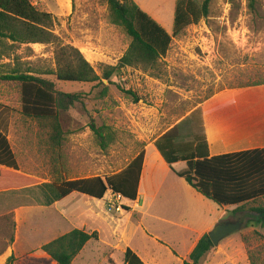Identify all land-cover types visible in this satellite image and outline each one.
<instances>
[{
    "label": "rangeland",
    "instance_id": "obj_1",
    "mask_svg": "<svg viewBox=\"0 0 264 264\" xmlns=\"http://www.w3.org/2000/svg\"><path fill=\"white\" fill-rule=\"evenodd\" d=\"M30 1L53 16L57 43L78 49L100 76L105 67L117 66L127 52L131 39L113 23L104 1ZM133 1L173 34L177 0ZM192 1L202 5L204 0ZM55 49L52 44H16L6 50L0 64L14 68L19 63L23 71L56 70ZM43 77L53 81L58 91L80 94L81 102L63 115L65 136L56 148L49 129L22 114L20 85L0 81V130L15 153L18 174L32 180L24 187L0 192V264H9L11 257L10 264H53L41 256V247L75 229L86 231L91 222L84 219V212L93 205L103 217L99 240L89 242L72 264H124L125 243H113L110 237L116 228L127 234L132 246L141 242L143 228L152 230L161 239L149 247L163 258L162 264H181L179 260L197 238L194 231H201L207 218L212 222L237 217L244 221L239 235L221 242L199 264H248L250 251L255 263L264 262V229L253 219L247 224L248 216L255 214L234 215L232 208L224 210L175 174V180L167 179V188L154 198L142 197L143 210L151 202L150 213L161 218H146L142 225L135 213L109 211L106 200L73 193L56 204L52 186L61 180L118 173L174 127L179 141L190 142L203 132L199 122L206 102L241 86L247 89L245 85L264 83V0L257 1L255 12L249 0H212L209 16L173 37L170 50L154 67L124 68L113 85L106 80L83 84ZM122 89L133 91L140 101L133 102ZM92 123L113 135L107 148L91 129ZM259 206H264V199L248 207ZM74 209L76 214L69 217Z\"/></svg>",
    "mask_w": 264,
    "mask_h": 264
},
{
    "label": "trees",
    "instance_id": "obj_2",
    "mask_svg": "<svg viewBox=\"0 0 264 264\" xmlns=\"http://www.w3.org/2000/svg\"><path fill=\"white\" fill-rule=\"evenodd\" d=\"M102 1L108 5L113 23L125 31L131 43L118 65L105 67L100 76L78 49L57 43L59 39L52 31L54 19L51 14L39 11L30 0H0V61L6 55V50H12L16 44L56 45V70L23 71L19 63L14 68L0 64V81L20 85L22 114L49 129L50 142L56 148L62 146L65 136L62 117L81 102V95L58 91L56 84L43 76H55L60 82L83 84H102L106 80L113 85L114 77L124 68L154 67L170 50L173 37L179 36L186 28L209 16L212 2L204 0L202 5H198L192 0H177L173 34L170 35L133 0ZM257 1L249 0V8L253 12L256 10ZM258 84L244 87H257ZM122 91L133 102L140 101L133 91ZM249 98L250 96L245 95L239 101L242 103ZM199 123L203 131L201 135L195 134L190 142H181L178 130L174 127L155 140L157 150L171 171L196 192L221 207L234 208V215L248 211L250 215L255 214L253 218L248 216L247 224L252 223L253 219L264 229V206L248 207L264 199V149L210 157L202 114ZM90 127L102 147L107 148L113 141V135L94 123ZM144 150L118 173L52 183L55 191L53 202L73 193L102 200L110 191L129 201H136L145 158ZM19 170L15 153L6 135L0 130V192L21 188L32 182L18 174ZM237 219L244 223L242 218ZM92 240H99L97 232L88 233L75 229L43 245L40 249L41 256L51 259L53 264H72ZM214 248L208 234L204 235L191 253L190 261L184 264H199ZM248 256L251 264H258L255 263L251 251ZM11 260L13 257L9 258V264ZM124 264L145 263L128 248L124 253Z\"/></svg>",
    "mask_w": 264,
    "mask_h": 264
},
{
    "label": "crops",
    "instance_id": "obj_3",
    "mask_svg": "<svg viewBox=\"0 0 264 264\" xmlns=\"http://www.w3.org/2000/svg\"><path fill=\"white\" fill-rule=\"evenodd\" d=\"M245 95L250 96V98L241 103L239 98ZM201 112L210 157L248 150L264 149V85L247 89L230 90L218 94L202 106ZM154 142L155 140L149 143L144 150L145 158L137 200L129 201L123 197L121 199V203L124 205V211L126 213L137 214L140 225L143 224L146 218H151L153 220L161 219L160 216L150 213L148 207H150L151 202L147 203V209L143 210L144 206H140L142 197H144V200L154 198L158 191L167 188V179L171 178L175 180L173 177L174 173L157 150ZM111 194V191L108 192L102 200L98 201L103 202L106 200L108 202ZM58 202L61 201L55 203L57 204ZM131 204H133L132 207ZM227 208L229 209L232 207H223L224 210H227ZM233 210L234 208H232V211ZM76 212L77 209L69 211L68 216H74ZM119 213L123 214V210ZM84 219H88V221L91 222L84 228L88 233H101V221L103 217L99 208L97 209L96 206L93 205L92 209L88 212H84ZM229 219L230 218L227 220ZM219 222L222 221L220 219H215L210 222L207 218L201 231L198 229L194 231L197 232V238L189 244L187 254L184 258L181 261L179 260L181 264L190 261V255L200 239L208 234ZM143 230L144 237L141 242H137L134 246H132V240H127V234L125 232L120 234L117 228L111 232V241L115 243L119 240L121 243H125L123 253L129 248L136 253L145 264H162V262H164L163 258L161 256L159 257L154 249L149 247L151 246L150 242L158 243L161 239L160 236L148 228H143ZM212 252L213 251L207 254L202 260L205 262L206 258L209 257ZM247 262L251 264L249 257H247Z\"/></svg>",
    "mask_w": 264,
    "mask_h": 264
},
{
    "label": "water",
    "instance_id": "obj_4",
    "mask_svg": "<svg viewBox=\"0 0 264 264\" xmlns=\"http://www.w3.org/2000/svg\"><path fill=\"white\" fill-rule=\"evenodd\" d=\"M244 227V223L239 220H226L217 223L208 233L213 245L218 247L221 242L240 232Z\"/></svg>",
    "mask_w": 264,
    "mask_h": 264
},
{
    "label": "built area",
    "instance_id": "obj_5",
    "mask_svg": "<svg viewBox=\"0 0 264 264\" xmlns=\"http://www.w3.org/2000/svg\"><path fill=\"white\" fill-rule=\"evenodd\" d=\"M111 196L112 198L108 200V210L109 211L115 210L117 212H121L123 210V204L119 201L122 199V197L114 193H112Z\"/></svg>",
    "mask_w": 264,
    "mask_h": 264
}]
</instances>
